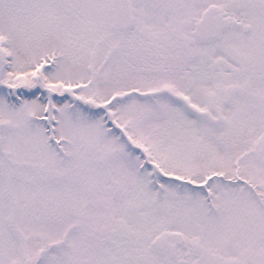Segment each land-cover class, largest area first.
Listing matches in <instances>:
<instances>
[{
	"label": "snow or ice",
	"instance_id": "snow-or-ice-1",
	"mask_svg": "<svg viewBox=\"0 0 264 264\" xmlns=\"http://www.w3.org/2000/svg\"><path fill=\"white\" fill-rule=\"evenodd\" d=\"M0 264H264V0H0Z\"/></svg>",
	"mask_w": 264,
	"mask_h": 264
}]
</instances>
